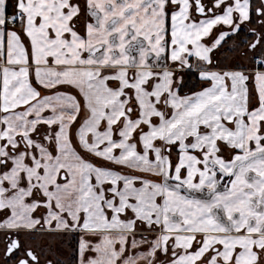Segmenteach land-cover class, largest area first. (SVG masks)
Returning <instances> with one entry per match:
<instances>
[{
	"label": "snow or ice",
	"instance_id": "snow-or-ice-1",
	"mask_svg": "<svg viewBox=\"0 0 264 264\" xmlns=\"http://www.w3.org/2000/svg\"><path fill=\"white\" fill-rule=\"evenodd\" d=\"M0 264H264V0H0Z\"/></svg>",
	"mask_w": 264,
	"mask_h": 264
},
{
	"label": "crops",
	"instance_id": "crops-1",
	"mask_svg": "<svg viewBox=\"0 0 264 264\" xmlns=\"http://www.w3.org/2000/svg\"><path fill=\"white\" fill-rule=\"evenodd\" d=\"M10 2H14V0H10Z\"/></svg>",
	"mask_w": 264,
	"mask_h": 264
}]
</instances>
